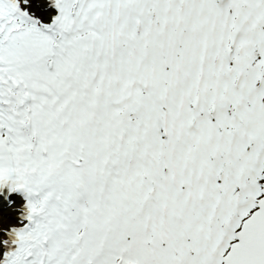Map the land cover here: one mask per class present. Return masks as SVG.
<instances>
[{
  "label": "snow or ice",
  "instance_id": "snow-or-ice-1",
  "mask_svg": "<svg viewBox=\"0 0 264 264\" xmlns=\"http://www.w3.org/2000/svg\"><path fill=\"white\" fill-rule=\"evenodd\" d=\"M0 264H264V0H0Z\"/></svg>",
  "mask_w": 264,
  "mask_h": 264
}]
</instances>
